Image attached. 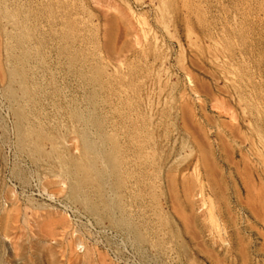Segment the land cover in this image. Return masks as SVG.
<instances>
[{"label": "rangeland", "instance_id": "374dc122", "mask_svg": "<svg viewBox=\"0 0 264 264\" xmlns=\"http://www.w3.org/2000/svg\"><path fill=\"white\" fill-rule=\"evenodd\" d=\"M0 264H264V0H0Z\"/></svg>", "mask_w": 264, "mask_h": 264}, {"label": "bare ground", "instance_id": "6f19581e", "mask_svg": "<svg viewBox=\"0 0 264 264\" xmlns=\"http://www.w3.org/2000/svg\"><path fill=\"white\" fill-rule=\"evenodd\" d=\"M220 42H221V40H220ZM214 43V42H213ZM219 43V42H218ZM223 44V43H222ZM220 47V46H219ZM29 50V49H28ZM215 51V50H214ZM215 53V52H214ZM216 54V53H215ZM221 54V53H220ZM212 61V60H211ZM225 64V63H224ZM219 67V66H218ZM237 67V66H236ZM115 73V72H114ZM227 78V77H226ZM235 81V80H234ZM161 94V93H160ZM161 97V96H160ZM159 97V98H160ZM90 123V122H89ZM261 142V141H260ZM100 143V142H99ZM96 153H97V155L98 156H100L101 154H100V152L98 151V150H96ZM262 159H263V157H262Z\"/></svg>", "mask_w": 264, "mask_h": 264}]
</instances>
